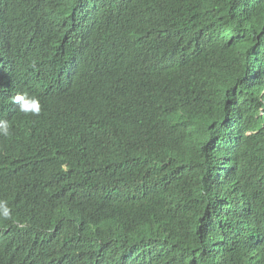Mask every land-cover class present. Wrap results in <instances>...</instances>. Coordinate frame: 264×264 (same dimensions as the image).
I'll list each match as a JSON object with an SVG mask.
<instances>
[{"label": "trees", "instance_id": "obj_1", "mask_svg": "<svg viewBox=\"0 0 264 264\" xmlns=\"http://www.w3.org/2000/svg\"><path fill=\"white\" fill-rule=\"evenodd\" d=\"M0 120V264H264V0H0Z\"/></svg>", "mask_w": 264, "mask_h": 264}, {"label": "clouds", "instance_id": "obj_2", "mask_svg": "<svg viewBox=\"0 0 264 264\" xmlns=\"http://www.w3.org/2000/svg\"><path fill=\"white\" fill-rule=\"evenodd\" d=\"M12 103L18 106V110L23 116L39 115L41 112V104L37 97L27 93L17 94L12 97ZM11 135L10 124L6 120H0V136L8 137ZM13 219L11 210L6 201L0 200V220Z\"/></svg>", "mask_w": 264, "mask_h": 264}]
</instances>
